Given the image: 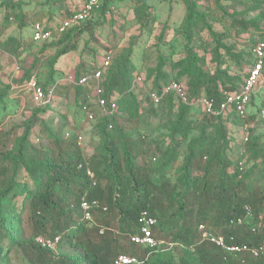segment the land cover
Wrapping results in <instances>:
<instances>
[{
	"label": "trees",
	"instance_id": "trees-1",
	"mask_svg": "<svg viewBox=\"0 0 264 264\" xmlns=\"http://www.w3.org/2000/svg\"><path fill=\"white\" fill-rule=\"evenodd\" d=\"M116 1L102 0L92 19L62 34L53 33L49 40L8 38L3 48L30 49L32 44H42L41 53L47 48L55 49L46 64L49 69L45 82L36 81L46 94L51 90V93L67 95L69 89L55 83L54 65L62 56L76 51L83 36L93 39L100 27L97 15H105ZM150 9L141 5L137 11L146 27L151 21ZM10 10L4 17L3 29L15 20L21 30L32 19L18 8ZM76 11L66 12L62 19ZM185 11L182 34L187 42L195 44L199 40L195 37L197 27H203L205 17L210 15L200 13L196 3L190 0H185ZM33 17L36 19L32 20L31 29L35 23L51 26L61 20L51 16L43 20L38 14ZM261 23L255 28L257 38L253 44L262 39ZM243 28L246 30L249 25ZM251 47L249 65L253 62ZM108 51H111V63L110 48L100 57ZM131 52L129 49L120 53L112 65L109 63L104 68L92 65L78 69L77 81L101 69L99 84L103 97L117 103L111 115L102 114L92 104L93 82L90 81L87 85L77 83L73 90L81 120L73 124L64 118H60V123L54 122V118L44 120L42 115L49 107L46 103L20 126L6 131L0 129V264H12L11 253L15 249L25 264H110L120 255L135 257L140 264H242V260L245 264H264V254L258 258L247 254L229 256L211 243L201 241L198 231V225L203 224L206 229L223 235L228 243L230 237L235 244L259 246L264 242V137L256 136L249 127V140L244 143L241 139L234 150L227 128L229 123L241 128L251 126L259 119L258 107H264V100L252 98L255 111L242 119L235 112L207 115L199 105L194 109L195 105L183 104L175 94H168L155 110L139 114L136 98L130 92L122 93L130 89L126 67ZM11 54L18 56L16 51ZM142 57L151 61L146 53ZM166 64L168 59L162 56L150 63L143 78L148 90L158 91L170 81L180 84L186 79L188 89L184 91L189 102L204 97L218 105L225 93L237 92L241 86L237 87L229 79L221 81L205 75L200 70L202 62L191 56V52L176 65L179 70L173 80L165 75ZM32 76L30 72L25 82ZM114 90L120 93L116 99L112 98ZM21 92L31 96L25 90ZM6 97L7 94H0V108ZM173 97L180 107L169 125L170 143L164 148L151 140L150 135L171 114ZM83 106L93 114L92 120L86 118ZM120 110L127 115L121 121L118 120ZM99 113L102 115L98 116ZM148 114L151 115L145 117ZM81 121L96 126L97 139L93 141L97 142L91 156L83 153ZM35 127L38 135L34 143L30 136ZM208 129L214 130L213 136L207 134ZM191 131L197 136L186 143ZM78 137L82 138L81 146L77 145ZM153 159L155 164L151 162ZM88 171L93 174L92 178ZM82 199L91 204V222L84 220ZM245 207L250 209L251 216L246 215ZM144 212L156 220L152 228L154 238L171 243L170 247L161 244L150 249L130 241L131 236L139 234L138 218ZM24 217L30 231L27 238L23 235ZM237 219L242 224H236ZM38 236L59 237L56 249L38 245L35 242ZM123 242L129 247H124Z\"/></svg>",
	"mask_w": 264,
	"mask_h": 264
},
{
	"label": "rangeland",
	"instance_id": "rangeland-1",
	"mask_svg": "<svg viewBox=\"0 0 264 264\" xmlns=\"http://www.w3.org/2000/svg\"><path fill=\"white\" fill-rule=\"evenodd\" d=\"M84 1L0 0V94H7L0 108V129L6 131L12 126H20L29 120L33 111L47 104L48 110L42 115L44 120L54 118V122L59 121L60 123V118H64L68 124H73L78 119L81 120V115L73 100L78 69L79 67L88 68L92 65L93 67L99 66L100 56L106 48L113 51L111 65L120 53L129 49L132 51L130 63L126 67L130 77V89H125L122 93L130 92L136 98L140 104L139 114L144 115L157 108L148 99L149 90L146 83L137 84L136 82L138 77L146 78L150 63L156 60L157 56L168 59L169 64H166L164 68L168 80L175 78V74L179 70L176 65L188 52H191V56L202 62L200 70L205 75L215 76L221 81L229 79L239 87L250 66L248 55L250 47L257 38L255 28L264 18V0H190L196 3L200 13H205V16L210 15L205 17L203 27H197L195 37L199 40L197 39L198 42L194 44L187 42L182 34V25L186 15L185 0H118L109 7V11L105 15L102 17L97 15L96 20L100 27L95 30L93 39L83 36L79 41L78 49L62 56L54 65L55 83L59 87H67L69 89L67 95L64 93L58 95L56 92L50 94V90L47 93L50 96L49 103L36 102L28 94L21 92L23 90L21 86L25 83L26 76L30 72L40 83L45 82L49 69L46 64L53 57L55 49L47 48L41 53L42 44H32L30 49H22V47L4 49L3 44L8 38L30 41V25L32 20L36 19L33 15L38 14L44 18L43 20L51 16L58 21L66 12L79 9ZM141 5L151 7V21L147 27L138 18L140 13L137 14V11ZM13 8H18L27 17L32 16V19L26 23V27L21 30L14 22L15 20L9 21V25L3 29L4 17ZM248 25L249 28L245 30L243 26ZM208 29L210 30L208 31ZM221 35L222 38H220ZM214 38H217L218 41H215ZM222 46H225V50ZM13 51H16L18 56L11 54ZM145 53L151 58V61L142 57ZM180 85L183 89H188L186 79L180 81ZM119 96L120 93L114 90L112 98L116 99ZM261 99L264 100V92L261 94ZM172 101L171 114L150 135L151 140L162 144L164 148L170 143L169 125L174 122V116L180 107V103L175 97ZM195 108L196 106H194ZM249 112H252V106ZM102 114L99 113L98 116ZM118 117V120L121 121L127 115L120 110ZM81 126H84L81 131L84 139L83 153L85 156H91L97 142L93 141V139H97L96 126L82 121ZM191 127L193 128V125ZM249 127L254 130L256 136L264 137V122L260 118L256 119L251 126L248 125ZM227 128L231 143L235 145L234 150H236L237 144L241 141L242 129L234 123H229ZM207 134L213 136L214 130L208 129ZM37 135L38 127H35L30 136L31 142H36ZM195 136H197L195 131H191L186 143L193 140ZM158 160L159 158L156 157V162ZM154 161L155 159L151 160L152 164L156 163ZM21 181H25V178H21ZM23 220L25 228L23 235L27 238L30 231L25 217ZM161 241L163 246L170 247L172 245L163 239ZM126 242H123L122 245L128 248L129 245ZM11 263L25 264L17 249L11 253Z\"/></svg>",
	"mask_w": 264,
	"mask_h": 264
},
{
	"label": "built area",
	"instance_id": "built-area-1",
	"mask_svg": "<svg viewBox=\"0 0 264 264\" xmlns=\"http://www.w3.org/2000/svg\"><path fill=\"white\" fill-rule=\"evenodd\" d=\"M102 0H86L82 3L79 10L74 12L67 18L61 19L59 22L46 26L42 23H35L31 29V38L35 42H43L49 40L53 33L62 34L66 30L72 28L76 24L87 21L93 18L94 12L99 8ZM260 35L262 39H259L251 47V53L253 62L249 66L246 76L241 84L239 90L234 93H225L224 100L218 105L211 99L201 97L194 102H189L184 89L180 84L175 81H170L165 85H162L158 91L149 90L148 97L153 105H158L163 96L168 94H175L183 104L199 105L201 110L211 116L219 115L225 112H235L240 118H247L251 113L255 111V108L251 104L252 98H261V94L264 92V20L260 26ZM111 51L101 57L100 65L104 68L110 63ZM101 69H96L89 75L81 77L77 83L79 85H87L90 81L93 82L92 90V103L102 110L105 115H111L117 109V103L115 101H108L103 97V91L99 84L101 78ZM137 84L143 83V79L138 77L136 79ZM23 90L29 92L32 98L41 104H46L50 100V96L38 86L34 76L25 82L22 86ZM51 94V92H49ZM256 103H258L256 101ZM252 106V112L249 109ZM258 117L264 120V107H258ZM82 110L85 112V116L88 120L93 119V114L87 111V107L83 106ZM241 139L246 143L249 140L248 126L244 125L242 128ZM82 138L78 137L77 145L81 146ZM241 169V163L239 164ZM90 178L93 177L91 172H87ZM93 205L95 202L92 203ZM81 210L85 221L91 222V204L86 200L81 201ZM245 213L247 216H251L250 209L245 207ZM139 234L130 237V241L136 245L145 246L147 248H156L163 242L158 241L152 234V228L156 224V220L142 213L138 218ZM236 224H242L241 219L236 220ZM254 229H252L253 231ZM198 231L200 233V240L203 242H209L215 247L222 250L227 255L239 256L241 254H247L252 258H258L264 254V242L259 246H250L247 244H235L232 242V237L229 238V243L226 238L221 234H216L211 230L205 228V225L199 224ZM35 242L41 247L48 250H55L59 237H44L38 236L35 238ZM141 262L131 256L120 255L114 259L110 264H140ZM245 264L244 260L241 262Z\"/></svg>",
	"mask_w": 264,
	"mask_h": 264
}]
</instances>
